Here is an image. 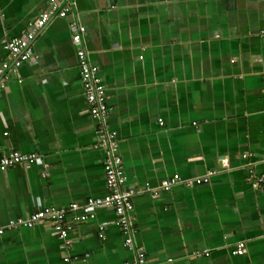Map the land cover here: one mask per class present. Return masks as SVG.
Returning <instances> with one entry per match:
<instances>
[{
	"label": "crops",
	"instance_id": "0c3cea01",
	"mask_svg": "<svg viewBox=\"0 0 264 264\" xmlns=\"http://www.w3.org/2000/svg\"><path fill=\"white\" fill-rule=\"evenodd\" d=\"M69 1L70 14L36 36V59L0 94V156L42 157L0 172V227L108 193L99 124L68 28L77 21L106 88L127 185L138 190L134 239L148 264H264V194L250 187L264 175V0ZM48 2L0 0V62L2 41L23 34ZM173 175L208 183L144 193ZM69 239L61 248L49 222L6 230L0 264H70L64 256L84 254L79 264H126L134 256L111 209L76 224Z\"/></svg>",
	"mask_w": 264,
	"mask_h": 264
},
{
	"label": "built area",
	"instance_id": "2783aa9c",
	"mask_svg": "<svg viewBox=\"0 0 264 264\" xmlns=\"http://www.w3.org/2000/svg\"><path fill=\"white\" fill-rule=\"evenodd\" d=\"M73 3L69 0H49L46 8L32 21H30L23 34L10 40H3L1 49L5 52V59L0 62V94L6 88L7 82L12 75L18 73L19 68L26 62L36 59L32 50V42L40 34L47 24L55 19H65L72 10ZM71 41L75 49L81 88L84 94L88 113L99 124L96 131V146L106 153L103 162L105 185L108 193L102 197L88 198L83 204H70L65 208L50 206L32 213L27 218H16L9 220L5 226L0 227V235L6 230H19L21 228L31 229L42 222H49L52 230L61 243V248L70 249L69 236L76 224L83 223L93 218L98 209H111L117 217V225L122 236L123 246L134 252L132 261L126 264H148L144 249L137 245L134 239L133 229V198L138 190L127 185V177L124 172L122 159L119 154V139L116 131L109 128L107 118L109 115L108 98L103 80L98 74V69L93 66L83 46L85 28L77 21L69 23ZM162 125V124H161ZM41 162L42 157L33 153H21L9 151L0 156V172L22 165ZM264 164V155L261 156ZM208 183V176L182 180L178 175L163 180L158 188H152L148 184L144 186V193H149L157 198L161 191H169L174 186L181 184L186 187H194ZM250 187L264 194V175L254 177L250 181ZM99 230L103 231V226ZM244 244L240 243L235 254H243ZM208 251L195 254L208 256ZM89 254L83 258L66 255L63 261L70 264L85 262Z\"/></svg>",
	"mask_w": 264,
	"mask_h": 264
}]
</instances>
